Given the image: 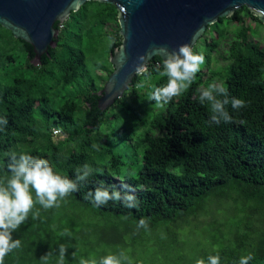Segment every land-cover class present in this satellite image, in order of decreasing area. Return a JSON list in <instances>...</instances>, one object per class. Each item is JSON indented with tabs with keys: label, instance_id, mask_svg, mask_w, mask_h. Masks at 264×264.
I'll list each match as a JSON object with an SVG mask.
<instances>
[{
	"label": "trees",
	"instance_id": "16d2710c",
	"mask_svg": "<svg viewBox=\"0 0 264 264\" xmlns=\"http://www.w3.org/2000/svg\"><path fill=\"white\" fill-rule=\"evenodd\" d=\"M117 14L112 4L86 1L64 22L54 23L58 35L38 62L33 61L29 43L0 25V116L8 120L0 132V178L10 176L8 158L3 155L7 151L45 158L55 172L73 180L76 169L84 164L93 169L79 191L64 198L60 207L45 210L35 205L27 221L12 234L21 247L10 252L4 264H57L60 245L67 248L64 264L99 261L102 236L95 235L102 217L133 221L135 225L146 218L148 228L156 230L161 223L197 215L212 200L231 197V193L235 194L233 202L240 204L236 208L240 215L234 217L226 234L214 229L218 236H209L208 247L181 252L174 244L177 252L168 254L167 260L130 264H197L217 252L220 264H238L249 253L254 256L249 264H264V50L257 42L244 41L247 27L243 18L256 25L263 23L242 6L208 25L196 43L204 45L205 62L190 88L154 112L138 140L129 144V138L116 149L105 140L102 130L109 122L110 107L100 110L97 106L98 92L112 72V64L108 56L106 64H95V69H104L106 74L93 77L86 69V60L98 51L104 37L108 52L120 45ZM229 33L227 52L221 56L224 65L213 69L212 60H218L212 54ZM207 34L211 35L209 40ZM162 64L161 57L155 55L146 65L155 78L154 89L167 83V77L156 71L158 66L163 70ZM142 77L137 74L126 91L135 90ZM212 82L222 83L230 98L245 101L239 109L226 106L231 122L208 123L210 106L201 104L198 97ZM54 128L60 130L62 139H51ZM69 144L73 149L67 148ZM101 183L121 193L133 191L139 206L127 208L121 202L109 201L97 207L85 194ZM36 211L39 217L33 219ZM117 228L120 226L110 224V229ZM65 230L72 236L61 235ZM133 245L119 244L117 250L132 251ZM96 248L99 255L95 258L90 250ZM47 252L53 255L45 262L41 257Z\"/></svg>",
	"mask_w": 264,
	"mask_h": 264
},
{
	"label": "water",
	"instance_id": "95a60500",
	"mask_svg": "<svg viewBox=\"0 0 264 264\" xmlns=\"http://www.w3.org/2000/svg\"><path fill=\"white\" fill-rule=\"evenodd\" d=\"M90 0H0V25L33 47L40 60L58 35L56 21ZM115 6L121 42L109 53L112 72L98 92L97 106L105 110L123 96L137 66L188 43L194 48L208 25L229 17L242 6L264 24V0H96ZM35 61V60H33Z\"/></svg>",
	"mask_w": 264,
	"mask_h": 264
},
{
	"label": "clouds",
	"instance_id": "9594fccd",
	"mask_svg": "<svg viewBox=\"0 0 264 264\" xmlns=\"http://www.w3.org/2000/svg\"><path fill=\"white\" fill-rule=\"evenodd\" d=\"M139 59L141 63L137 66L136 72L145 77L150 76L144 64V58ZM204 62V55L195 52L188 43L167 51L162 64L163 70L161 71L160 66L156 68L160 76L167 77V83L155 88L150 99L163 105L169 103L174 97L183 95L195 81L196 74ZM198 99L201 104L207 103L210 106L211 115L208 123L231 122L232 117L226 106L231 104L233 109L245 106L244 100L230 98L227 88L222 83L216 82L201 89ZM7 124V117L0 116V132L5 130ZM3 155L8 158L7 169L10 176L0 178V264H4V259L10 252L21 247V241L14 239L12 234L27 221L35 205L39 204L45 210L60 207V202L69 194L79 191L80 185L93 174L91 166L84 164L76 169L73 180L55 172L45 158L28 153L17 154L15 151H7ZM122 187L127 188V185ZM85 198L91 200L97 207L106 205L109 201L121 202L127 208L139 206L138 198L133 191L121 193L103 183L96 186L94 190L88 191ZM38 217L39 211L33 213V219ZM136 227L148 230V220L140 219ZM61 235L71 237L72 233L65 230ZM66 253L67 248L60 245L57 264H64ZM52 255V252H47L41 259L47 262ZM253 259V254L249 253L247 256H242L238 264H249ZM80 264H130V261L124 253H120L119 256L109 254L99 261L82 260ZM197 264H220L219 252L209 255L206 261L198 260Z\"/></svg>",
	"mask_w": 264,
	"mask_h": 264
},
{
	"label": "rangeland",
	"instance_id": "374dc122",
	"mask_svg": "<svg viewBox=\"0 0 264 264\" xmlns=\"http://www.w3.org/2000/svg\"><path fill=\"white\" fill-rule=\"evenodd\" d=\"M243 22L245 27H247L244 41L257 42L264 50V25H256L254 21L246 17L243 18ZM231 36L232 33L227 34L221 40L218 50L212 54V57H216L219 62H216L214 59L212 60L211 67L213 69L217 64L224 65V60L221 56L226 54L227 44ZM205 37L209 40L211 35L207 34ZM199 42L197 45L195 44L197 46L196 50L202 54L205 49L201 41ZM109 53L108 40L104 37L98 51L87 57L86 69L89 74L93 77L96 74H102L103 78L106 74L105 70L95 69V64H106L107 56L109 59ZM154 81L155 78L153 76L142 77L135 90L126 91L123 99L118 104L110 106L108 111L109 122L102 126V130H104L103 132L106 135L105 140L108 141L110 146L118 149L129 138H131L129 144L134 143L145 131L147 127L146 121L151 118L153 113L163 110L164 105L157 104L154 100L150 99L154 91ZM62 138L63 135L60 130L54 128L51 139L59 140ZM73 147V144L67 145L68 149H73ZM236 192L238 191L235 190L234 193ZM232 196H235V194L231 193V197H225L218 201L212 200L203 212L186 217L175 223H161L158 225L160 227H157L156 230L155 228L153 230L149 228L148 230L144 228L138 229L135 225L136 223L133 221H121L115 217L111 219L102 217V223L97 222L99 229L95 235L96 237L102 236V257L109 254L119 256L120 253H124L130 263L137 262L138 260L160 261L163 259L167 260L169 258L168 254L175 255L177 251L174 244H176L181 252L188 251L194 247L198 248L199 246L208 247L209 236L214 233L218 236L214 229L218 228L220 233L226 234L234 217L240 215L236 213V208L240 204L234 203ZM82 219L87 220L86 217ZM111 223L120 226V228H117L118 230L110 229ZM86 231L90 232L89 230ZM141 232L143 237L139 234ZM93 237H91L92 240ZM131 242L135 244L133 245L134 247H131L135 248L134 250L130 251L128 248H124L125 251L123 252L117 250L119 244H126L128 246ZM96 249L95 251L90 250L91 256L96 254L95 258L99 255V249ZM143 263L147 264V262Z\"/></svg>",
	"mask_w": 264,
	"mask_h": 264
},
{
	"label": "flooded vegetation",
	"instance_id": "af4514ba",
	"mask_svg": "<svg viewBox=\"0 0 264 264\" xmlns=\"http://www.w3.org/2000/svg\"><path fill=\"white\" fill-rule=\"evenodd\" d=\"M33 60H35V61H37V62H38V61H40V60H36V58H35V57H34V59H33Z\"/></svg>",
	"mask_w": 264,
	"mask_h": 264
}]
</instances>
